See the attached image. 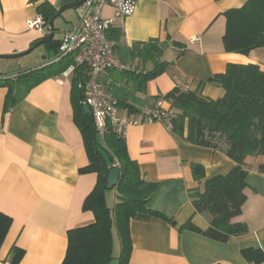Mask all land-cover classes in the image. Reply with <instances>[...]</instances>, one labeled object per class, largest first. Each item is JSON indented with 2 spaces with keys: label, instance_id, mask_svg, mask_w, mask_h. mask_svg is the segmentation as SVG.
Instances as JSON below:
<instances>
[{
  "label": "crops",
  "instance_id": "crops-1",
  "mask_svg": "<svg viewBox=\"0 0 264 264\" xmlns=\"http://www.w3.org/2000/svg\"><path fill=\"white\" fill-rule=\"evenodd\" d=\"M45 1L59 11L79 0H0V56L24 53L42 38L36 31L28 30L26 23L38 16L36 7ZM245 1L137 0L132 15L116 19L111 25L122 30V44L126 47L152 39L162 42L166 37L185 46L180 49L169 45L164 50L159 61L169 65L146 84L144 93L135 91L132 82L116 79L109 70L99 77L104 89L119 88L120 97L138 109L132 115L140 123L125 130L128 156L137 163L143 180L157 184L149 208L175 222L172 226L161 218L131 219L127 264H250L241 250L264 252V174L258 172L264 156L246 159V201L240 215L232 220L244 224L247 233L221 244L180 229L191 222L206 230L211 220L206 213L197 214L191 204L189 193L203 183L194 180L191 165H201L204 179H209L228 174L235 164L220 150L186 143L162 122L144 120V115L155 108V98L175 87L186 91L200 89L204 97L212 100L222 98L221 88L205 82L223 73L228 64H254L264 69V48L247 55L227 53L223 48V14L240 8ZM102 16L113 18V8L106 6ZM54 61L52 58L28 67L18 60L0 66V76L15 77L23 72L18 70ZM139 66L134 70L152 69L150 63ZM72 79L73 75H57L44 80L5 114L7 89L0 88V212L12 218L0 248V264H11L15 249L23 251L18 264H61L68 231L94 223L93 214L84 211L83 204L94 189L97 176L79 172L88 165V159L74 120L78 88H74ZM163 107L169 106L164 102ZM120 113L128 114L123 109ZM106 197L105 194L106 204L112 209ZM116 202L113 200L114 205ZM116 237L120 253L117 234Z\"/></svg>",
  "mask_w": 264,
  "mask_h": 264
},
{
  "label": "trees",
  "instance_id": "trees-1",
  "mask_svg": "<svg viewBox=\"0 0 264 264\" xmlns=\"http://www.w3.org/2000/svg\"><path fill=\"white\" fill-rule=\"evenodd\" d=\"M58 12L47 1L36 7L37 15L46 24ZM223 16L222 44L225 52L247 55L254 49L264 48V0H246L240 8L230 9ZM106 35L114 58L123 66L120 70L109 71L116 79L132 82L135 91L140 93H144L146 84L160 76L169 65L159 61L169 45L185 49L184 44L170 41L169 37L162 42L152 39L126 47L122 44L123 32L119 28L110 27ZM42 38L32 43L28 50ZM61 44L62 41L54 38L44 44L48 51L54 52L56 61L25 70L15 77L0 76V88L7 89L4 114L22 101L33 87L50 77L62 75L68 69L73 56L60 55ZM136 59L142 63L150 62L152 69L146 72L128 69L126 65ZM72 75L75 89L77 83L87 76L81 66L76 67ZM205 83L221 88L223 97L212 100L204 97L200 89L186 91L175 87L155 100L168 104L167 115L161 122L174 135L198 147L220 150L235 164L228 174L209 179H204L201 165H191L194 180H203L201 188L189 193L191 204L197 214L206 213L211 220L206 230L191 222L180 228L224 244L232 237L247 233L244 224L232 223V220L240 215L246 201L244 190L249 169L246 159L264 156V69L254 64H228L223 73L208 78ZM105 90L116 99L119 109L126 110L128 114L138 113V109L120 97L119 88ZM82 98L78 89L74 120L80 129L88 159V165L79 172L97 176L96 185L83 204V210L93 214L94 223L68 231L67 249L61 264H111L113 228L120 241L118 264H127L131 250V219L161 218L172 226L175 222L149 208L157 184L141 178L137 163L128 156L124 137L115 134L109 126L102 134L96 130L92 117L82 111ZM114 167L119 170V178L116 185L107 190V175ZM258 172L264 174V164L258 166ZM108 191H115L117 197L112 209L108 208L105 200ZM11 224L12 218L0 212V248ZM241 255L250 264L264 263V252L260 249H244ZM22 256L23 251L15 249L11 264H18Z\"/></svg>",
  "mask_w": 264,
  "mask_h": 264
},
{
  "label": "built area",
  "instance_id": "built-area-1",
  "mask_svg": "<svg viewBox=\"0 0 264 264\" xmlns=\"http://www.w3.org/2000/svg\"><path fill=\"white\" fill-rule=\"evenodd\" d=\"M137 0H85L80 7L79 23L70 33L66 34L60 46V55L72 54L73 64L62 73L72 75L78 66L85 68L86 78L77 83L82 92L81 105H87L96 130L102 134L107 126L124 137L125 130L130 125H137L140 120L132 114L121 115L116 99L99 83V77L109 69L120 70L123 66L114 58L111 43L106 31L116 19L126 18L133 14ZM113 8V18L104 19L102 10ZM28 30H34L43 38L49 34L48 25L40 16L26 23ZM65 41H68L65 44ZM159 100L153 110L144 115L146 122H161L167 115Z\"/></svg>",
  "mask_w": 264,
  "mask_h": 264
},
{
  "label": "rangeland",
  "instance_id": "rangeland-1",
  "mask_svg": "<svg viewBox=\"0 0 264 264\" xmlns=\"http://www.w3.org/2000/svg\"><path fill=\"white\" fill-rule=\"evenodd\" d=\"M79 11H80V8L68 10L66 12H63L61 14V16H59L55 20V22H54V29H55L54 39L55 40L63 41L66 34L73 31L74 27L78 23ZM48 53H50V51H48L46 49L45 45H40V46L34 48L28 54H25L18 59H0V66H4L5 64H10L13 62H18V60H20L23 63H27L29 65L28 67H32V65H35L34 63H42L44 61H47L48 59L54 58V52H51V54H49V56L47 55ZM44 57H47V58L44 59ZM146 63L148 64L150 62H146ZM141 64H144V63H142L136 59L132 62H129L126 65V67L128 69L133 68V70H134L135 69L134 67H136V66L141 67V66H139ZM28 69H30V68H28ZM18 71H24V70H18ZM155 101H157V100H155ZM106 196H107L106 199H107V203H108L109 207H113V205H114L113 200H115V199L117 200V197H115L114 192L108 191V192H106ZM110 196H111V198H113V200H110ZM112 231H113L112 234L114 237V247H113V252H112V258L113 259H112L111 264H118V260H117V256L119 253L118 240L116 237L115 228H113Z\"/></svg>",
  "mask_w": 264,
  "mask_h": 264
},
{
  "label": "water",
  "instance_id": "water-1",
  "mask_svg": "<svg viewBox=\"0 0 264 264\" xmlns=\"http://www.w3.org/2000/svg\"><path fill=\"white\" fill-rule=\"evenodd\" d=\"M84 1L85 0H79L76 3H74L70 6H66V7L62 8L61 10H59V12L47 23L48 29H49V34L46 37L42 38L41 40L37 41L30 50H27L26 52L20 53V54L0 56V58H2V59H15V58L21 57L25 54H28L31 50H33L34 48H36L40 45H44V44L50 42L54 38V32H55L54 21L59 16H61V14L63 12L71 10V9L80 8L81 5L84 3ZM67 43H68V41H65V44H67ZM82 111L86 115L91 116L90 110H89L87 105L82 106ZM118 178H119V170H118V168L114 167L108 172L107 179H106V189L111 190L116 185Z\"/></svg>",
  "mask_w": 264,
  "mask_h": 264
}]
</instances>
